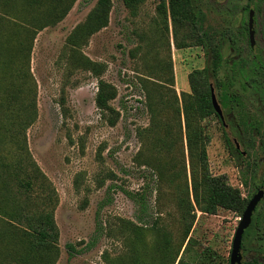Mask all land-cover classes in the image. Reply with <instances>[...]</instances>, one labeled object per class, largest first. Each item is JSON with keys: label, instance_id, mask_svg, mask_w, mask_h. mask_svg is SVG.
<instances>
[{"label": "rangeland", "instance_id": "obj_1", "mask_svg": "<svg viewBox=\"0 0 264 264\" xmlns=\"http://www.w3.org/2000/svg\"><path fill=\"white\" fill-rule=\"evenodd\" d=\"M95 1L75 0L61 20L39 30L27 61L16 52V38L24 37L18 24L10 46L16 76L12 85L8 74L2 77L0 103L4 108L14 100L17 107L34 100L36 118L25 130V144L20 140L14 144L5 132L0 139V162L10 163L29 154L52 183L59 231L55 264H118L122 260L134 264L127 257L131 242L138 253L137 264H161L166 238L173 250L182 242L185 225L177 198L185 196L180 192L185 182L190 185V168L183 111L181 132L175 119L169 126L175 137L169 153L167 136L166 144L154 139L158 129L151 130L141 79L166 69L180 98L182 92L191 91L188 74L205 67L210 55L199 45L176 47L184 31L171 19L170 0H164L165 8L160 11L156 9L159 0L135 1L131 7L124 0H111L107 25L89 34L86 18ZM193 2L199 10L200 31L211 37L212 44L218 42L221 52L209 82L224 118L213 115L201 122L210 136L205 147L209 170L224 175L243 197H250L264 179V129L260 133L244 129L240 134L237 122L247 117L260 119L264 113V74L259 68L264 64V0ZM250 9L253 47L246 26ZM88 61L105 64L100 77L116 92L108 109L96 106L97 77ZM235 63L243 66L230 84ZM10 87L16 90V99L5 95ZM231 91L237 93L236 101L230 102ZM6 116L0 111V123L7 127L10 119ZM230 144H237L246 156L238 158ZM190 199L193 207L187 206L189 213H183L185 224H190L189 234L174 264L180 257V264H228L241 215L224 208L208 214L194 206L191 192ZM186 203L184 199L185 210ZM258 210H264V203ZM155 220L159 231L150 228ZM128 221L139 226L135 228L139 239H134V227ZM241 254L245 262L264 264V236L244 240ZM173 255L171 251L166 264H171ZM5 256L1 251L0 264H15Z\"/></svg>", "mask_w": 264, "mask_h": 264}, {"label": "trees", "instance_id": "obj_2", "mask_svg": "<svg viewBox=\"0 0 264 264\" xmlns=\"http://www.w3.org/2000/svg\"><path fill=\"white\" fill-rule=\"evenodd\" d=\"M74 1L20 0L21 4H17V0H0V62L4 65L2 68L0 67V71L3 72L0 75V83H2V77L7 78L6 74H8L9 85H12V78L16 76V68L12 64L14 53L10 46H12L14 35L17 33L18 24L23 29L24 37L19 40L16 38V52L27 61L32 41L37 32L61 20ZM135 1L140 2L141 0H124L129 7L134 6ZM110 8L111 0L95 1L86 18L90 28L89 34L107 25ZM164 8V0H159L156 7L157 11ZM198 15L199 10L193 0H170L171 19L177 28L184 31V36L176 41V47L199 45L207 48V53L210 55L209 63L205 67L194 69L188 74L187 80L191 89L190 93L182 92L179 98L173 88L172 75L170 74L167 77L166 69L157 70L155 73L151 72L149 74L152 75H146L141 79V86L145 90V101L151 113V130L158 129L154 139L157 142L161 140L166 144L165 137L167 136L170 143L166 145V150L169 153L172 146L171 140L175 139L169 131V126L172 120L175 119L181 132V110L183 111L190 168V185L186 181L184 187L180 189V192L185 196L178 195L177 198V207L181 213V220L185 225L181 237L182 242L178 245V248L173 250L170 239L166 238L161 264L167 263L171 251L172 255L174 254L171 264H174L189 234L190 224H185L187 218L183 213H189V208L193 207L190 192L194 206L208 214H214L218 208H224L242 215L249 199V197H243L238 188L228 184L224 175H214L209 170L205 147L210 140V136L205 130V125L201 122L213 115L218 117L211 103L210 85L212 84L209 82V77L214 76L216 73L221 52L218 42L212 44L211 37L206 32L200 31L202 24ZM17 16L21 19L20 22H18ZM77 28L79 27H76L74 32ZM88 62L90 71L95 73L97 77L96 106L101 110L108 109V101L115 97L116 92L111 84L100 77L105 70V64ZM240 66L243 65L235 63L232 66L229 75L230 84L239 73ZM259 68L262 69L264 74V64L260 63ZM236 94L230 92L228 95L230 102L236 101ZM5 95L10 98H17L16 90L11 87ZM15 103L14 100L10 101L4 108H2L3 104L0 103V111L7 115V119H10L7 127L1 121L0 139H4L5 132H7L9 140L14 144L17 140L25 144V130L36 118V105L34 100L25 104L26 106L17 103L19 106L15 107ZM225 139L230 143L227 137ZM230 145L236 156H239L233 144ZM23 148L24 146H22ZM155 168L159 178L162 177L158 170L159 167L156 166ZM0 192H6L0 196V215L3 217V222L0 225V243L2 245L0 246V252H4L6 258L10 256L15 264H55L59 236L54 219L57 195L50 180L41 172L29 154H21L10 163L0 162ZM184 199L187 202L186 210L184 209ZM263 203L264 197L254 210L252 221L243 233L242 248L244 240L250 242L255 238L264 236V210H258V207ZM193 218L194 215L190 219L191 222ZM128 222L134 227V239H139L140 233L135 230L139 226L134 225L132 221ZM155 223L156 220L150 225V228L159 231L160 227L156 228ZM159 235H164V233ZM134 245L133 242L130 243L131 253L127 257L134 259V264H137L138 253ZM121 257L123 258V255ZM211 257L215 258L213 255ZM181 258L178 259V264L182 262ZM123 263L124 260L118 264ZM247 263L259 264L256 260H249Z\"/></svg>", "mask_w": 264, "mask_h": 264}, {"label": "water", "instance_id": "obj_3", "mask_svg": "<svg viewBox=\"0 0 264 264\" xmlns=\"http://www.w3.org/2000/svg\"><path fill=\"white\" fill-rule=\"evenodd\" d=\"M247 26H248L249 42L250 45L253 46L255 44V39H254L255 30L253 27V10L251 9L249 10L248 13ZM210 98L214 111L223 120L222 109L216 99L212 85H210ZM236 147H238L237 144ZM263 196H264V183L260 185L259 188L256 190V192H254V194L250 197L240 217V220L235 229L233 240L231 243L229 264H248L247 262L242 261V254H241L242 236L245 229L250 225L253 211L255 210L257 204L263 198Z\"/></svg>", "mask_w": 264, "mask_h": 264}, {"label": "flooded vegetation", "instance_id": "obj_4", "mask_svg": "<svg viewBox=\"0 0 264 264\" xmlns=\"http://www.w3.org/2000/svg\"><path fill=\"white\" fill-rule=\"evenodd\" d=\"M248 21V20H247ZM246 26H247V22H246ZM247 33H248V26H247ZM248 43H249V46H251L250 45V42H249V38H248ZM254 46V45H253ZM253 46H251V47H253ZM258 99H260V95H258ZM224 118V117H223ZM241 123V124H240ZM237 126H238V128H242L241 129V131H239V133L240 134H242V132H244L246 129L247 130H249V128H251V130L254 132V133H260L263 129H264V113L262 114V117L260 118V119H253L252 120V118L251 117H247V118H240L239 120H238V122H237ZM243 126V127H242ZM248 127V128H247ZM245 129V130H244ZM240 137V136H239ZM236 149H237V151H238V154H239V156H237L238 158H241V159H243L245 156H246V154H247V152H245L244 150H239L238 148H239V146L238 147H236V146H234ZM261 162H263L264 163V154H263V156L261 157ZM264 178V177H263ZM264 183V179L260 182V183H258V184H256V186H255V189H254V191L252 192V194L250 195V197L254 194V192H256V190L259 188V186L260 185H262ZM250 197H249V199H250ZM264 197V196H263ZM248 199V200H249ZM263 199V198H262ZM261 199V200H262ZM260 200V201H261ZM259 201V202H260ZM248 202V201H247ZM247 204V203H246ZM259 204V203H258ZM257 204V205H258ZM257 207V206H256ZM256 209V208H255ZM254 212V211H253ZM252 221V220H251ZM248 228V227H247ZM246 228V229H247ZM241 248H242V242H241ZM243 261V260H242ZM243 262H245V261H243Z\"/></svg>", "mask_w": 264, "mask_h": 264}]
</instances>
